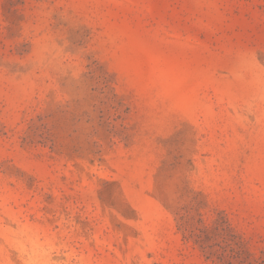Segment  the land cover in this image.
Masks as SVG:
<instances>
[{
    "label": "rangeland",
    "instance_id": "374dc122",
    "mask_svg": "<svg viewBox=\"0 0 264 264\" xmlns=\"http://www.w3.org/2000/svg\"><path fill=\"white\" fill-rule=\"evenodd\" d=\"M0 264H264V0H0Z\"/></svg>",
    "mask_w": 264,
    "mask_h": 264
}]
</instances>
